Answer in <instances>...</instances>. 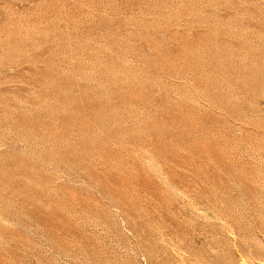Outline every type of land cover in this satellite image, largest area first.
I'll list each match as a JSON object with an SVG mask.
<instances>
[{"label": "rangeland", "instance_id": "1", "mask_svg": "<svg viewBox=\"0 0 264 264\" xmlns=\"http://www.w3.org/2000/svg\"><path fill=\"white\" fill-rule=\"evenodd\" d=\"M0 264H264V0H0Z\"/></svg>", "mask_w": 264, "mask_h": 264}]
</instances>
